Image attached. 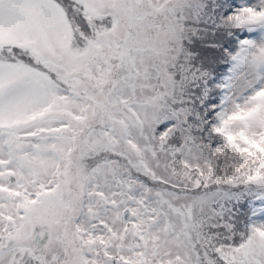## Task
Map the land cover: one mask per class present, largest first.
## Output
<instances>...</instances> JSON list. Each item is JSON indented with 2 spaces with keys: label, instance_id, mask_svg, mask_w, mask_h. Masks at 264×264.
I'll list each match as a JSON object with an SVG mask.
<instances>
[{
  "label": "snow or ice",
  "instance_id": "obj_1",
  "mask_svg": "<svg viewBox=\"0 0 264 264\" xmlns=\"http://www.w3.org/2000/svg\"><path fill=\"white\" fill-rule=\"evenodd\" d=\"M0 264H264V0H0Z\"/></svg>",
  "mask_w": 264,
  "mask_h": 264
}]
</instances>
